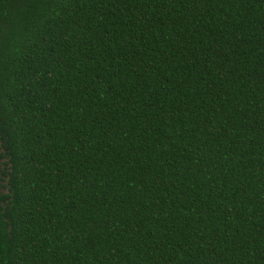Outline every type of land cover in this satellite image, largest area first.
<instances>
[{
    "label": "trees",
    "instance_id": "obj_1",
    "mask_svg": "<svg viewBox=\"0 0 264 264\" xmlns=\"http://www.w3.org/2000/svg\"><path fill=\"white\" fill-rule=\"evenodd\" d=\"M0 264H264V0H0Z\"/></svg>",
    "mask_w": 264,
    "mask_h": 264
}]
</instances>
